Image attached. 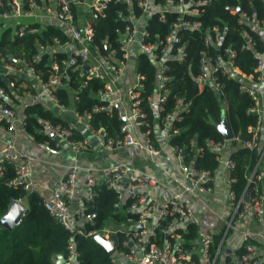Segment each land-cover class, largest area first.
<instances>
[{
    "label": "built area",
    "instance_id": "2783aa9c",
    "mask_svg": "<svg viewBox=\"0 0 264 264\" xmlns=\"http://www.w3.org/2000/svg\"><path fill=\"white\" fill-rule=\"evenodd\" d=\"M110 1L0 0V36L6 29H10L11 39L35 35L49 24L57 26L60 32L36 40L32 49L0 51V125L10 132H16L19 128L25 131V108L39 104L64 121L52 122L44 117L38 119L39 131L46 137L43 142L46 146L52 141L54 147L65 144L78 152L89 149L92 139L96 146L107 150L138 145L152 158L159 153V149L150 138L151 124L141 103L145 100L152 107L158 120L156 124L165 132L164 139L169 143L170 137L179 132L175 121L180 119L182 112L189 110V102L176 97L174 106L166 110L170 80L168 61H186L189 52L183 33L199 31L205 48L198 53V73L194 75V81L199 88L210 84L219 91L223 87L220 74L225 75L226 68L245 79L248 84L244 82L240 89L252 98L254 105L249 112L256 114V120L254 125L247 128L251 138L241 141V146L250 149L257 146L262 109L252 85L264 84V54L256 56V75H245L233 64L235 51L224 48V57H215L209 52L211 46H220L222 31L218 24L203 27L198 16L212 0H133L140 14L136 16L130 13L129 23L118 38V46L106 44V50L102 52L93 41V26ZM120 1L127 3V9L133 6L131 0ZM230 11L237 14L236 20L244 41L242 48H252L254 40L250 30L264 32V17H256L238 6ZM169 14L173 15L169 31L164 36L156 35L149 39L147 18L157 15L158 21L165 23ZM116 31L120 32L118 29ZM142 53L155 67L154 91L146 97L142 95V75L134 66L137 55ZM69 72H77L86 80L100 81L102 86L97 89V95L105 104L83 113L64 105L57 91L66 87ZM114 106L117 117L122 121L119 137L108 136L104 129H95L88 123L92 112ZM77 124L82 126L87 136L75 140L71 136ZM137 130L145 138L143 144L137 139ZM231 139L207 140L209 148L217 154L218 162L224 163L223 188L225 205L229 208L227 218L220 216L225 226L219 231L221 237L215 253L211 248L214 234L219 232L198 234L194 240L186 236L187 224L193 222V210L182 197V193H193L194 190L210 191L213 176L206 170L188 165L184 161L186 153L183 147L174 145L171 147L182 174L177 180L181 191L174 192L163 202H158L152 196L151 189L158 185V180L146 172L122 163H113L98 170L85 169L83 188L87 193L86 200L93 198L97 184H103L116 193L113 207H123L135 214L127 222L109 221L99 230L77 226L80 220H90L92 215L85 211L82 203H74L78 188V165L67 167L56 188L42 199L49 214L71 233L64 264H70L75 257V233L93 237L99 235L104 240L113 236L115 244L109 254L112 264H264V254L254 243V240L264 238L261 229L264 194L259 189L261 175L254 170L248 179L249 189L239 198L236 197L230 187L234 181L231 175L234 163L230 159L223 162V152ZM35 160L33 156L19 152L12 142L0 140V177L3 176V162L10 165L13 172L8 185L20 186L25 191L32 190L31 176ZM128 199L130 203L126 207ZM13 202L22 204L20 199ZM249 212L254 214L256 229L236 230L233 223H240ZM118 233L123 235L121 239L117 237ZM229 233L238 235L236 246L231 248L225 244ZM227 247L230 252L226 251ZM239 249L241 252H237Z\"/></svg>",
    "mask_w": 264,
    "mask_h": 264
},
{
    "label": "trees",
    "instance_id": "16d2710c",
    "mask_svg": "<svg viewBox=\"0 0 264 264\" xmlns=\"http://www.w3.org/2000/svg\"><path fill=\"white\" fill-rule=\"evenodd\" d=\"M6 2L7 0H2ZM131 9L124 1L112 0L108 3L104 13L94 22V38L100 50H106V44L118 46V38L128 21V15L133 13L139 15L140 10L134 4ZM239 7L242 11L256 17H264V0H212L198 16L203 27L218 24L222 31L220 46L209 48V52L217 57H224V48L235 51L233 64L245 75L253 74L256 66V56L264 54V32L250 30L254 40L252 48H242L243 38L240 33V25L237 23V14L231 13V8ZM121 12V13H120ZM173 15L169 14L167 22L158 21L157 15L147 18V29L149 39L156 35L164 36L169 31V23ZM118 29L120 32H117ZM60 34L57 26L49 24L38 34H29L24 37L10 38V29H6L0 36V51L17 52L21 49H32L36 40ZM183 38L187 41L186 50L189 52L186 61L178 63L168 61L167 74L170 77L168 82V97L165 104L166 110L174 106L176 97L183 98L189 102V110L182 112L175 126L179 129L169 139V145L183 147L186 156L185 162L198 169L206 170L212 176L219 168L217 154L212 151L207 140L222 141L224 136L219 129L221 123L226 122L229 127L232 139L227 146L232 147L229 154L234 166L231 175L234 181L230 187L237 198L249 189L248 179L255 170L258 173V164L264 160V149L261 144V127L258 132V144L254 148L241 146V141L251 138L247 128L254 125L256 114L249 112L254 105L250 95L240 89L245 81L240 74L226 68L225 75L220 74V81L223 87L217 91L212 85L206 84L199 88L193 77L198 73L199 51L203 45L199 31L184 32ZM136 70L142 75L144 84L143 97L154 91L155 67L144 53L137 55L135 64ZM2 82V81H1ZM65 88L58 89L57 95L60 101L69 108H74L78 113L90 111L94 106L104 105L97 95V89L102 83L96 79H84L78 76L77 72H69ZM248 84V83H247ZM254 87V85H252ZM255 89V88H254ZM257 92V90L255 89ZM76 92V95H75ZM258 95V93H257ZM77 96V97H75ZM259 97V96H258ZM142 107L148 114L151 124L150 138H153V126L158 121L154 117L152 107L142 101ZM26 124L25 132L34 138L35 141L43 143L46 137L39 131L40 117L49 118L52 122L62 121L54 116L51 110L43 109L39 104L25 108ZM91 127L104 129L108 136L119 137L122 121L117 117L116 108L94 111L88 120ZM262 126V123H261ZM144 130L145 128L142 127ZM87 136V132L81 127L74 130L71 138L78 140ZM155 145H157L155 143ZM158 146V145H157ZM226 146V147H227ZM48 147H54L49 142ZM3 176L0 177V264H56L53 260L58 254L67 256V240L71 233L58 221H56L45 209L42 197L33 190L25 191L20 186L8 185V180L13 176L10 165L2 163ZM212 184V182L210 183ZM25 200L26 207L18 222L11 227L1 223L2 217L6 214L10 204L14 200ZM116 193L107 189L103 184H97L92 199L82 200L85 211L91 213L90 220H80L77 224L82 229L99 230L109 221L127 222L129 217L134 218L135 214L126 208H115ZM76 198L74 200V203ZM126 207L130 203L128 199ZM186 236L191 240L198 237V227L195 222L187 224ZM117 237L121 239L122 234ZM221 233L214 234L213 253L220 241ZM75 257L70 264H112L110 255L102 244L95 237L75 233L74 236ZM241 252V249L237 250ZM229 258V255H227Z\"/></svg>",
    "mask_w": 264,
    "mask_h": 264
},
{
    "label": "crops",
    "instance_id": "0c3cea01",
    "mask_svg": "<svg viewBox=\"0 0 264 264\" xmlns=\"http://www.w3.org/2000/svg\"><path fill=\"white\" fill-rule=\"evenodd\" d=\"M254 88L257 90L260 108L262 109L260 135L264 149V84H254ZM77 127L82 128L79 124H77ZM136 135L138 141L143 144L145 138L142 132L137 130ZM164 136L165 132L155 123L153 126L154 139L152 141L154 145L155 143L158 145L155 146L159 149V153L150 158L138 145H128L118 149L107 150L96 146L92 139H90L91 145L89 149L78 152H74L65 144L59 147H48L35 141L21 128L16 132H10L0 125L1 141L12 142L19 152L31 155L36 159L31 176L32 190L36 191L42 199L46 198L56 188L58 180L63 177L69 165H78L76 203H82V200L87 195L83 188L85 169L98 170L113 163H122L154 176L158 180V185L151 189V194L158 202H163L174 192H180L181 188L177 180L181 178L182 174L175 157V151L165 141ZM232 150V147H226L223 152V162H226ZM219 164V168L213 176L210 191L200 192L194 190L193 193H182V197L190 204L193 210V222L198 227L199 235L205 232H219L225 226L220 216L228 217L229 208L225 205V191L223 188L224 163ZM258 174L261 175L259 189L264 194V160L258 164ZM96 177L98 178V176ZM21 203L26 207L24 199L21 200ZM233 225L236 230H255L257 227L252 212L247 213L240 223L234 222ZM261 229L264 236V220L262 221ZM237 239L238 235L236 233H229L225 239V244L230 248L234 247ZM254 243L259 246L260 252L264 254V238L262 240H254ZM56 260L57 256H55L53 261L55 262Z\"/></svg>",
    "mask_w": 264,
    "mask_h": 264
},
{
    "label": "water",
    "instance_id": "95a60500",
    "mask_svg": "<svg viewBox=\"0 0 264 264\" xmlns=\"http://www.w3.org/2000/svg\"><path fill=\"white\" fill-rule=\"evenodd\" d=\"M220 131L222 132L224 138L230 139L232 138L231 131L227 126L226 122H223L219 126ZM25 207L17 202H12L6 212V214L2 217L1 223L7 227H11L13 224L18 222L21 218V215L24 213ZM95 239L104 246L107 252L110 254L113 251V246L115 244V239L113 236L110 237L108 240H104L101 236H95ZM227 252H230V248H226ZM56 264H64L65 257L62 254L57 255V260L55 261Z\"/></svg>",
    "mask_w": 264,
    "mask_h": 264
},
{
    "label": "rangeland",
    "instance_id": "374dc122",
    "mask_svg": "<svg viewBox=\"0 0 264 264\" xmlns=\"http://www.w3.org/2000/svg\"><path fill=\"white\" fill-rule=\"evenodd\" d=\"M113 222V221H112Z\"/></svg>",
    "mask_w": 264,
    "mask_h": 264
}]
</instances>
